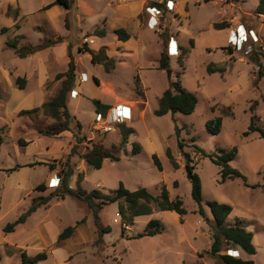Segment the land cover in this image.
<instances>
[{"label":"rangeland","instance_id":"1","mask_svg":"<svg viewBox=\"0 0 264 264\" xmlns=\"http://www.w3.org/2000/svg\"><path fill=\"white\" fill-rule=\"evenodd\" d=\"M52 1L0 0V28H8L0 35V264H20L22 252L26 256L47 253L56 230L67 226H76L70 241L74 253L72 264H221L206 254L213 229L206 204L209 201L231 207L224 224L240 223L251 232L256 251L248 256L229 246L223 252L237 251L235 257L264 264V139L258 134L264 133V16L255 13L258 0H176V7L165 12L161 30L148 29L145 13L138 18L139 29L137 22H125L126 31L132 35L126 42L118 41L114 35L113 30L121 26L113 29L116 16L112 15V8L105 7V2L84 10L78 6L77 9L73 0L69 11L55 5L60 16L49 18L47 14L51 10L42 8ZM100 13L108 17L104 24ZM221 21H228L230 27L220 30L212 27V23ZM15 23L19 30L14 28ZM241 23L254 30L258 41H247L241 50H235L229 46V31ZM95 27H105L106 35L88 36ZM162 32L171 41L169 77L167 70L157 69L163 48ZM18 35L23 36L18 46L36 45L45 38L59 41L51 48L18 57L6 45ZM176 46L186 49L184 56L180 49L175 54ZM226 47L232 49V54ZM79 48L95 52L105 48L114 60V69L105 72L102 65L92 64L88 53L80 52ZM68 52L75 64L73 93L67 97V108L73 117L70 127L71 132H76L78 122L81 126L78 136L84 138L77 144V151L84 152L97 142L119 157L116 162L104 160L100 169L72 157L71 188L111 195L121 182L129 191L143 187L158 197L164 186L170 199H181L186 214L158 211L153 204L152 214L136 217L124 226L118 203L107 204L99 211L98 222L109 231L103 234L102 243H96L92 212L87 205L72 197H53L25 223L15 226L13 233L2 232L7 223L25 212L33 198L45 197L57 188L59 181L51 187V178L55 181L58 162L64 160L76 142L71 132H64L58 138L38 134V128L54 123L41 111L18 116L19 110L38 107L55 95L60 87L55 75L66 70ZM180 56H183L181 63ZM207 66L222 67L224 71L208 73ZM81 73L87 75V81H79ZM177 75L181 85L195 95V110L189 115L156 116L154 111L162 92ZM16 78L24 79L22 90L17 89ZM92 99L129 111L125 125L133 133L124 146H119L118 128L109 133L94 132L96 111ZM253 101L257 105L251 114L249 107ZM228 109L232 116L228 115ZM251 115L258 130L243 136ZM217 116L222 117V126L213 134L205 125ZM176 128L183 144L181 149L177 146ZM133 144L139 145L135 155L131 153ZM234 146L237 153L230 166L240 171L247 185L259 187H247L241 178L221 182L219 167L199 153L200 150L228 151ZM152 154L157 156L159 168ZM48 164L55 165V170H50ZM186 167L200 179L203 215L197 212L190 196ZM40 183H44V191L35 190ZM151 219L164 226L161 234L131 240L120 236L122 227L126 236L142 232ZM4 236H11L9 243L2 242Z\"/></svg>","mask_w":264,"mask_h":264},{"label":"trees","instance_id":"2","mask_svg":"<svg viewBox=\"0 0 264 264\" xmlns=\"http://www.w3.org/2000/svg\"><path fill=\"white\" fill-rule=\"evenodd\" d=\"M207 1V0H206ZM61 6L65 10L69 11L73 5V0H53L50 4L44 6L42 9H48L52 6ZM151 6L157 7L161 9L163 7L162 4H158L153 2ZM7 10H10V5L7 6ZM166 10V8H165ZM167 11V10H166ZM255 13L257 15L264 16V0H258L257 6L255 7ZM104 24V22H103ZM161 22H159L158 28L161 30ZM65 27L67 26V18H65ZM212 27L214 29H228L230 27V23L228 21L214 22L212 23ZM15 29H19V26L15 23ZM158 29V30H159ZM8 30L7 27L0 28V35L4 34ZM107 31L105 27H95L88 36L99 37L102 38L106 35ZM114 35L116 36L118 41L125 42L129 39V34L124 28H116L113 30ZM22 35L15 36L11 42H7L6 45L11 47L14 53L18 57L30 56L36 52L41 50H45L53 47L59 40L54 39H43L36 45L32 44H24L18 46L19 39H22ZM160 38L162 40L163 48L160 51L159 58L157 61V69L158 70H167L169 69L170 61L169 55L167 54V47L169 44V39L165 38V33L162 32L160 34ZM178 49L183 50V56L186 53V49L178 47ZM229 54H232V49L230 47L225 48ZM80 52L88 53L90 57V62L92 64L102 65L105 72H111L114 67V60L109 57L105 48H101L97 52L89 49V48H79ZM182 56V57H183ZM182 57H179V62L181 63ZM68 63L67 68L64 72L58 73L55 75V80H60V87L55 95L48 101L43 102L38 107H33L30 109H21L18 112V116L23 115H31L37 114L38 112H42L45 116L54 120V123L45 127L38 128L37 132L41 136L49 137V138H58L61 137L64 132H71L72 129L70 127L71 121L73 117L68 111L67 108V97L68 94H71L73 90V85L75 81V64L71 54L68 52ZM206 71L208 73L219 72L222 73L224 68L222 67H212L207 66ZM178 75L175 81H171L169 86L162 92L158 100V107L154 111L156 116H163L167 113H181L184 115H189L193 113L195 110L197 99L195 95L189 91H187L178 80ZM94 82L97 84V80L94 78ZM15 83L19 90L23 89L24 79L16 78ZM70 96V95H69ZM94 109L96 112L105 113L108 109L111 108L109 104H104L98 99L91 100ZM257 105L256 101H253L249 107L250 113L252 114L255 107ZM230 108V107H228ZM229 110V114L232 116V111ZM254 116L251 115L249 118V124L247 126V130L242 133L243 136H248L250 133L256 132L258 129L254 126ZM222 126V117L217 116L206 122L205 128L208 132L213 134H217ZM76 132H71L74 136L76 142L71 146L70 151L66 154L64 160L58 162V171L56 176L59 179V184L57 188L48 194L45 197H37L33 198L30 206L25 210L23 214H21L15 221L12 223H7L2 231L3 233H11L14 231L15 226L24 223L27 218L33 214L39 207L46 205L51 198L56 197L59 199H64L65 197L75 198L87 205V207L92 212V219L96 229V243H102V236L104 233L108 232L109 229L106 227H101L98 222V213L102 209L103 206L107 204H111L114 202L118 203V214L121 217V222L124 226L127 224H131L132 220L139 216L150 215L153 213L154 204L158 211H173L179 216H183L186 214V210L183 208V203L180 198L175 197L174 199H170L166 188L163 186L161 188V193L158 197L153 196L149 193L145 188L141 187L134 191H129L126 189L122 183L118 184L117 189H115L111 195H102L97 191L86 192L80 189H72L69 181L74 175V167L71 164V158L76 156L78 159L83 160L87 165H89L93 169H100L104 160H109L110 162L118 161L119 157L116 156L111 149L104 147L100 143H92L90 147H86L84 152L77 151V144L83 140V137L78 136V131L81 130V126L78 122H76ZM118 129L120 131V142L119 146H124L127 143L129 135L133 133L131 128H128L125 123L118 125ZM259 137L264 139V133L259 132ZM175 136L177 141V146L179 149L182 148V141L179 140V129H175ZM22 141H19L21 144ZM25 145V144H23ZM197 149V148H196ZM139 152V145L133 144L131 153L137 154ZM200 155L203 157H207L209 161L215 165H217L220 169L221 182H224L227 179L232 178H241L243 180V184L247 187H259L258 185L249 186L244 180V177L237 169L230 166V162L234 158L237 153V147L234 146L228 151H217L213 153H205L203 151H199ZM166 155L170 158V152L166 150ZM154 164L159 168V162L157 156L152 154L151 156ZM174 166L175 163L172 162ZM33 164H31L32 166ZM50 170H55V165L48 164ZM79 177V174L77 175ZM190 185V196L192 200L197 205V212L200 215H203V209L201 207L202 202V189L201 182L197 174L191 172L190 176H187ZM263 180H264V170H263ZM46 187L44 183H40L35 187L37 191H44ZM95 200L99 202L96 203ZM209 206L211 215H212V231L210 233L211 243L209 250L206 252L212 258L218 260L221 264H253L251 259H242L240 257H235L227 254L225 249L227 247L238 248L243 253L248 256L255 254V248L252 244V234L247 231L240 223H234L231 225L224 224L225 219L231 212V207L226 204H220L215 201L206 202ZM80 223L77 222L76 225ZM76 226H67L65 227L57 236L56 244L61 243L65 239L69 238L75 231ZM164 231V226L155 219L149 220L142 232H138L131 236L125 235V228H121L120 236L126 239H141L143 237H153L155 235L161 234ZM201 256V255H200ZM21 263L20 264H38L41 261H44L47 258L46 252L38 253L34 256H26L25 253L21 254Z\"/></svg>","mask_w":264,"mask_h":264},{"label":"crops","instance_id":"3","mask_svg":"<svg viewBox=\"0 0 264 264\" xmlns=\"http://www.w3.org/2000/svg\"><path fill=\"white\" fill-rule=\"evenodd\" d=\"M173 1H174V7H176V5H177L176 0H173ZM100 2H105L106 8H112V12H113L112 15L116 16L115 22H114L115 27L113 25V29L118 27V26H121V28H124L125 30H127L125 27L126 26L125 22L131 21V20L137 22L136 25L139 29V27H141V26L139 25L140 21L138 18H141V16H143V13L146 14L145 8L149 5L151 6L153 2L163 5V7L161 8L162 9V16L160 17L159 22H161L163 20L165 12L169 13L168 11L165 10V6L163 4L165 2V0H76L75 7L77 9H79L78 7H80V8L85 10L89 5L94 6L93 4H97ZM47 10H51L47 14L49 18H51L50 15L55 16V17H56V15L60 16V9L58 8V6H52L50 9H47ZM89 11H91V9H89ZM66 12L67 11H65V13ZM100 18L103 20L104 23L108 21V17L104 13H100ZM146 19H147V16L145 18V23H146ZM242 25H244V24H242ZM244 27H245V25H244ZM158 29L159 28L157 25V27L155 29H153V30L149 29V30H152L154 32V31H158ZM245 29L246 30H252L248 27H245ZM17 30H19V29H17ZM128 34H129V36H132L131 33H128ZM169 41H170V39H169ZM120 42H122V41H120ZM250 42L255 43L254 41L253 42L250 41ZM170 43H171V41L169 42V45H170ZM51 179H52V181L54 180L53 178H51ZM62 230L63 229H61V228L56 230L54 237L52 239V247L50 249H48L47 253H46L47 258L44 261L39 262L38 264H43L45 262H49L50 264H72L73 263V257H74V253L72 252L73 245H72V242H70L72 239V236L65 239L64 241H62L63 242L62 245L57 246V244H56L57 236ZM13 232H11V233H13ZM4 234H9V233H4ZM10 237L11 236H9L7 238L4 236L2 238V242L3 243H9ZM22 253H24V252H22Z\"/></svg>","mask_w":264,"mask_h":264},{"label":"built area","instance_id":"4","mask_svg":"<svg viewBox=\"0 0 264 264\" xmlns=\"http://www.w3.org/2000/svg\"><path fill=\"white\" fill-rule=\"evenodd\" d=\"M163 4L168 12L171 11L174 7L173 0H165ZM145 12L148 16L147 27L153 30L157 27V25L159 26V19L162 16V9L149 5L145 8ZM229 37H230L229 46L235 48V50H241L242 46L248 41V39H250L252 42L258 41V37L254 33V31L246 30L244 25L242 24L237 25L235 29H231L229 31ZM167 48H168V55L169 56L173 55L172 52L170 51L169 44ZM177 51L178 49L176 47L175 54L177 53ZM78 79L80 82H85L87 81L88 77L85 73H81ZM72 93L73 90L71 91V94ZM128 115H129V111L121 106L108 109L105 113L96 112L94 116V121L92 123V129L94 130V132H101V133L112 132L116 128H118V125L123 124L127 121V118L129 117ZM55 181L56 182L54 184L52 183L50 184L51 187H54L58 184L59 179L57 176L55 178Z\"/></svg>","mask_w":264,"mask_h":264},{"label":"water","instance_id":"5","mask_svg":"<svg viewBox=\"0 0 264 264\" xmlns=\"http://www.w3.org/2000/svg\"><path fill=\"white\" fill-rule=\"evenodd\" d=\"M169 73H170V71L167 70L168 77H169ZM185 170H186V174H187V176H190V175H191V171L189 170V168L186 167ZM229 253H230L229 255H232V256H235V254L238 255V252H237V251H232V250H231ZM237 257H238V256H237Z\"/></svg>","mask_w":264,"mask_h":264},{"label":"bare ground","instance_id":"6","mask_svg":"<svg viewBox=\"0 0 264 264\" xmlns=\"http://www.w3.org/2000/svg\"><path fill=\"white\" fill-rule=\"evenodd\" d=\"M55 182H56V181L53 180V181H52V184H54Z\"/></svg>","mask_w":264,"mask_h":264},{"label":"clouds","instance_id":"7","mask_svg":"<svg viewBox=\"0 0 264 264\" xmlns=\"http://www.w3.org/2000/svg\"><path fill=\"white\" fill-rule=\"evenodd\" d=\"M248 41H251L250 39H248ZM247 43V42H246Z\"/></svg>","mask_w":264,"mask_h":264}]
</instances>
